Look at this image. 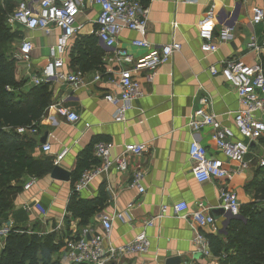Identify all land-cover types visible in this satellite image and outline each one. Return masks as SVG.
I'll use <instances>...</instances> for the list:
<instances>
[{
    "label": "crops",
    "instance_id": "crops-1",
    "mask_svg": "<svg viewBox=\"0 0 264 264\" xmlns=\"http://www.w3.org/2000/svg\"><path fill=\"white\" fill-rule=\"evenodd\" d=\"M24 1L35 7L38 0ZM139 1L148 8V28L144 39L150 47L159 48L175 41L181 45L180 52L158 68L151 84L141 81L144 97L135 103V109L127 113L125 123H114L113 107L103 100L106 94L118 93L115 86L118 69L108 61L113 50L106 48L96 37L98 7L81 0L76 18L80 28L67 43L62 70L64 73L82 70L83 84L78 90L58 82L47 84L51 105L37 122L36 133L23 134L35 142L29 151L34 159L53 161L64 148L69 149L59 166L70 173V181H54L48 173L27 178L24 185L30 179L35 183L27 191L22 188L13 198L11 210L3 219L0 230H31L38 225L40 236L62 235L67 229L69 233L80 230L78 220L70 219L66 208L79 157L96 142L111 143L113 156L118 155L125 144H147L149 147V153L141 159H130L127 172L112 169L78 194L84 200L95 199L101 193L105 196L103 209L86 226H91L97 233L102 231L99 223L101 215L112 216L123 211L128 204L133 205L126 223H113L109 243L115 249L126 246L141 230L143 222L158 216L163 206L170 208L182 201L189 210H194L201 202L212 210L219 209L218 193L222 187L234 192L240 206L258 202L256 189L264 185V177L261 178L264 175L257 166L258 145L253 143V148H249L245 157L251 162L247 171L223 181L210 180L199 184L191 173L189 143L195 141L203 146L209 159L224 161V158L211 141V131L205 128L193 133L187 127V121L198 108V99L203 97L207 99L205 111L217 115L223 125L234 130L233 117L238 110L236 94L222 77H212L208 69H219L221 63L227 60H236L248 66L264 61V20L257 25L251 23L252 9H264V0ZM210 12L209 17L207 13ZM199 25L212 29L214 38L222 28H228L229 38L225 42L216 40L217 51L205 54L200 50ZM13 29L22 34L21 40L27 39L33 45L28 63L14 62L15 79L24 81L22 90L27 92L33 88L28 77L39 75L47 64L48 48L55 43L60 32L53 30L47 36L41 31ZM138 39L140 37L136 33L123 31L115 49L124 50L135 60L143 57L148 53L147 49L132 46V41ZM21 40L14 42L16 48ZM96 77L99 80H95ZM58 109L77 114L79 121L70 124L58 113ZM258 117L264 121V116ZM45 135V143H42ZM263 141L264 137L260 142L264 144ZM43 144L50 145L48 153L42 151ZM135 171L144 174L142 194L129 186L131 173ZM35 204L46 211L45 216L34 208ZM213 218L214 227L200 228L167 214L146 229L150 241L146 255L121 256L107 264H165L171 257H178L181 264H218L212 256L202 259L196 258L194 253V240L199 234L224 239L225 218L223 215Z\"/></svg>",
    "mask_w": 264,
    "mask_h": 264
},
{
    "label": "built area",
    "instance_id": "built-area-1",
    "mask_svg": "<svg viewBox=\"0 0 264 264\" xmlns=\"http://www.w3.org/2000/svg\"><path fill=\"white\" fill-rule=\"evenodd\" d=\"M90 5L97 6L98 16L95 21L96 37L108 49L113 50L109 63L118 69V79L115 86L118 90L116 95L106 94L103 100L113 107L112 121L125 123L126 115L135 109V103L144 97L141 81L151 84L159 67L168 63L170 58L179 53L181 45L175 41L159 48H151L144 39L148 28V8L139 0H86ZM81 0H38L33 7L25 1L20 2L13 15L8 19L10 27L21 28L26 31H41L50 35L53 30L60 33L55 43L48 48L49 60L42 68L39 75H30L28 82L33 87L58 82L69 86L72 90H78L82 86L83 73L74 70L64 73V56L67 43L79 26L76 18L79 14ZM210 17L211 12L207 13ZM264 20V9H252L251 23L257 25ZM123 31L136 33L140 39L132 41V46L147 49L148 53L138 59H133L124 50L115 49L117 39ZM198 36L202 41L201 52L212 54L217 51V41L225 42L229 38V29L222 28L217 38H214L212 29L199 25ZM33 45L31 41L24 39L20 42L17 50L12 54L15 63H28ZM212 77L220 76L233 89L237 97L238 110L233 117L234 130L223 125L218 116L205 111L207 99H198V108L188 117L187 127L196 133L202 129L211 131V141L216 151L224 158V161L209 159L206 150L199 143L192 141L188 147V157L192 163L191 173L195 182L203 184L210 180L223 181L231 176L247 171L250 161L246 160L249 146L256 143L260 149L257 158V166L264 170V121L258 115L264 116V70L261 61L252 66L245 65L236 60H227L221 63L220 68L208 69ZM95 80H99L96 77ZM58 113L65 117L67 122L75 124L79 116L66 109H58ZM18 135L25 133L35 134L36 129L20 128L16 130ZM238 136V137H237ZM260 142V143H259ZM259 143V144H258ZM41 149L44 153L50 151V145L43 144ZM113 145L107 142H96L92 147V155L98 161V165L84 170L73 185L74 193L86 190L91 182L101 175H106L110 170L127 172L130 159H141L149 153L147 144H125L118 155H112ZM69 149L64 148L58 153L52 162L53 166H59ZM144 174L139 171L131 173L130 188L139 194L144 193L142 182ZM30 179L23 186L27 191L34 184ZM219 209L231 217H239L240 205L234 192L222 187L218 193ZM128 204L121 212L112 216L101 215L99 223L101 233L94 228L85 227L78 231H72L71 237L64 241L63 257L61 264H107L115 262L121 256L146 255L150 248V241L146 235V229L153 226L158 219L170 214L172 217L187 221L190 224L203 227H214L215 221L211 215L212 208L204 203H197L194 210H189L185 202L173 204L170 208L163 206L159 215L146 219L141 230L124 247L115 249L109 243L114 221L126 223L132 210ZM34 208L45 216L46 211L35 204ZM264 209V206H263ZM10 229L0 230V248L3 239ZM41 235L40 233L38 234ZM194 253L202 259L211 258L208 241L204 235L199 234L194 240Z\"/></svg>",
    "mask_w": 264,
    "mask_h": 264
},
{
    "label": "trees",
    "instance_id": "trees-1",
    "mask_svg": "<svg viewBox=\"0 0 264 264\" xmlns=\"http://www.w3.org/2000/svg\"><path fill=\"white\" fill-rule=\"evenodd\" d=\"M16 3L17 0H0V227L11 210L13 198L22 191L27 178L49 174L53 168L52 160L30 156L29 151L35 146L32 138L16 133L20 128L35 129L51 105L47 85L25 92L22 90L24 81L15 79L10 50L14 42L21 40L22 34L9 26L8 19ZM261 63L264 70V61ZM92 147L81 153L73 184L84 170L98 165ZM259 171L264 175V170ZM256 190L258 202L240 206L239 218L228 221L224 239L205 235L209 252L218 264H264V185ZM104 203L103 193L95 199L84 200L72 190L66 212L70 219L78 220L82 229L101 212ZM66 224L68 227L69 221ZM37 226L31 230L10 229L3 239L0 264H59L56 256L71 233L67 229L62 235L39 236Z\"/></svg>",
    "mask_w": 264,
    "mask_h": 264
},
{
    "label": "water",
    "instance_id": "water-1",
    "mask_svg": "<svg viewBox=\"0 0 264 264\" xmlns=\"http://www.w3.org/2000/svg\"><path fill=\"white\" fill-rule=\"evenodd\" d=\"M45 140H46V135L43 137L41 142L45 143ZM249 148L250 149L253 148V143L250 144ZM70 176H71L70 173L60 166H53L52 170L49 173L50 179H52L54 181H59V182H69ZM212 215L216 218L223 215V217L225 218L223 232L225 230V227H226L228 221L230 219H235L234 217H231L228 214H223V210H221V209L212 210ZM237 218H239V217H237ZM196 258H199V255H196ZM165 264H181V260L178 257H171L165 261Z\"/></svg>",
    "mask_w": 264,
    "mask_h": 264
},
{
    "label": "rangeland",
    "instance_id": "rangeland-1",
    "mask_svg": "<svg viewBox=\"0 0 264 264\" xmlns=\"http://www.w3.org/2000/svg\"><path fill=\"white\" fill-rule=\"evenodd\" d=\"M21 2V0H17V3H16V6L19 4ZM16 6H15V9H16ZM15 11V10H14ZM14 11H13V13H14ZM13 15V14H12ZM17 45H15L14 43L11 45V50H10V52H11V54L13 53V51H15L17 48ZM16 48V49H15ZM2 249V247L0 248V250ZM56 259L59 261L60 259H61V255L60 254H58L57 256H56ZM208 264H210V263H208Z\"/></svg>",
    "mask_w": 264,
    "mask_h": 264
},
{
    "label": "bare ground",
    "instance_id": "bare-ground-1",
    "mask_svg": "<svg viewBox=\"0 0 264 264\" xmlns=\"http://www.w3.org/2000/svg\"><path fill=\"white\" fill-rule=\"evenodd\" d=\"M76 194H79V193H76ZM223 214H226V213L223 212ZM214 221H215V220H214ZM204 236H205V235H204ZM205 238H206V237H205ZM60 254H61V259H62V257H63V252H61ZM61 259H60V261H61Z\"/></svg>",
    "mask_w": 264,
    "mask_h": 264
}]
</instances>
